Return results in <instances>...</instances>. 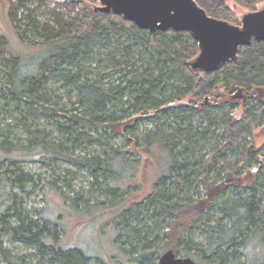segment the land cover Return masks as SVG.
Masks as SVG:
<instances>
[{"label": "trees", "instance_id": "trees-1", "mask_svg": "<svg viewBox=\"0 0 264 264\" xmlns=\"http://www.w3.org/2000/svg\"><path fill=\"white\" fill-rule=\"evenodd\" d=\"M89 20L90 23L73 35H55L49 31L40 33L32 26L22 31L11 19L20 42L18 49L11 52L14 67L8 81V100L16 109L28 105L34 118L38 112L40 116L53 117L58 109L47 105L48 96L43 89L55 78L65 87H71L68 94L76 91L86 115H72L68 117L70 123L59 121L57 125L63 129L66 144L72 143L74 148L79 140L92 135V130L95 132L104 126L103 115H106V128L117 131L120 120L114 116L115 105L126 102V97L128 109H140L138 114H161L156 119L162 121L145 137V150L152 154L153 148L157 149L156 164L164 169L163 175L155 182L149 196L131 208L115 210V213L120 211V215L106 218L110 220L107 224L123 226L122 232L129 234L127 237L133 247L150 249L138 255L133 260L135 264H146L156 256L159 259L169 250L177 255L195 256L201 264H264V176H258L245 186L243 172L259 162L257 150L248 142V137L250 124L264 123V41L242 47L238 60L220 71L195 73L188 63L198 56L199 47L191 33L171 30L150 34L119 15L94 11ZM99 25H104L99 29V36L106 41V63L113 67L108 76H118L115 80L118 84L106 83L109 86L106 89L104 76L97 75L91 80V72L83 65L105 56L101 51L104 46L90 39L88 33L92 26L98 29ZM118 36L120 39L116 40ZM36 40L39 47L33 45ZM24 44L30 47L28 52L21 50ZM145 44L150 45V51ZM27 57L36 61L24 69L23 61ZM188 97V106L162 108L168 102ZM245 101L248 104L240 114H232L233 103ZM221 126L224 128L220 136L222 146L218 145L215 154L207 158L204 151L209 141L219 137L216 133ZM29 133L35 142L30 141L27 147L5 149L0 145V257L5 264H90L89 260L99 258V254L87 253L79 246L68 249L62 246L59 214L44 210L32 216L25 209L20 194L26 193L29 186H36V176L15 167L19 162L44 158L48 160L42 161L46 166L51 161L69 162L90 170L97 178L102 171L110 172V177L105 176L110 185L104 189L99 183L101 190L104 196L107 193L123 204L131 195L127 187L123 188L126 182L116 183V169L135 173L138 162L118 149L106 151L104 157L82 161L68 153L64 145L52 146V141L45 139V131ZM2 136L8 138L5 133ZM7 162L12 169H4ZM55 184L49 182L46 191L54 190ZM201 185L206 190L205 199L195 195ZM72 205L70 209L82 217L91 216L95 209L99 213L105 209L103 204L88 207L85 203L82 209L76 203ZM141 212H150L153 222L165 215L162 224L167 226V231L160 245L155 246L159 237L150 239L152 227L140 228ZM214 213H219L216 223L211 221ZM97 216L98 222L101 217ZM131 218L137 220L136 226ZM202 222L214 236L207 247L196 248L193 255L189 249L197 246L194 230ZM116 227L111 234L115 242L121 236ZM4 236L11 242L34 248L35 253L30 256L33 262L6 249L1 240ZM118 247L120 249L121 245Z\"/></svg>", "mask_w": 264, "mask_h": 264}, {"label": "rangeland", "instance_id": "rangeland-1", "mask_svg": "<svg viewBox=\"0 0 264 264\" xmlns=\"http://www.w3.org/2000/svg\"><path fill=\"white\" fill-rule=\"evenodd\" d=\"M196 2L210 16L226 20L233 25H241L244 14L264 8V0H196ZM100 6L99 0H0V145H4L5 149L8 147H27L30 141L35 140L31 137L29 131L36 134H38V131H45V139L48 138L47 141H52V146L64 145L68 153L82 161L87 158L104 157L106 151L109 152L112 149L128 153L129 158L138 163L135 164V173H132L131 170L116 169L118 176L116 183L123 184L126 182L123 188L127 187L128 193L131 195L123 204L114 197H109L107 193L104 196V190H101L99 183L103 185L104 189L105 187L108 189L107 185L110 184H108L105 176L110 177L112 175L110 172L102 171L97 178L90 170L81 169L69 162L51 161L50 165L46 166L42 161L48 160L44 158L19 162L15 168L31 172L36 176V186H29L26 193L20 194L21 202L30 215L36 216L45 210L46 212L55 211L61 216V221L58 222L60 223L59 231L64 248L79 246L87 253L99 254V258L93 259L92 257L89 260L90 264H135L133 260L150 249L139 248V245L133 247L129 237H127L129 234L122 232L121 228L123 226L121 228L116 227L113 222L109 225L107 223L110 220L107 219L106 221L105 219H111L114 215L119 216L122 209L131 208L134 203L141 202L152 193L155 182L162 177L164 169L156 164L158 160L156 158L157 149L153 148L152 154L145 150L147 145L145 137L147 133L156 129L159 121H162L156 119L161 114L156 112H148V115L138 114V112L141 113L140 109H128V105L125 104L127 102L126 97L124 100L126 102L115 105L117 111L114 116L120 120L117 131L106 128V115H103L101 121H103L104 126L98 128L95 132L92 130V135H86V139L79 140L76 148H74L72 143L66 144L63 129L57 125L59 121L70 123L68 117L72 115H86L85 108L78 102L76 91H73L70 95L68 94V90L72 89L71 87H65L61 80L55 78L43 89V92L48 96L47 101L45 100L47 105L58 109V114L53 117L40 116L38 112L36 118H34L29 113L28 105L23 104L21 110L16 109L13 102H10L7 97L9 94V76L11 69L14 67V54L11 52L18 49V43L20 42L15 34L11 19L22 31H26L28 26H32L40 33L49 31L55 35H73L82 30L83 25L90 23L91 12H96L95 9ZM102 27L104 25H99L98 29H96V26H92L88 33L90 39L104 46L101 51L105 56L96 57L94 60L83 63V65L86 71L91 72L89 75L91 80H94L97 75L104 76L106 89L110 85L112 86V81H115L118 76H112V79L109 77L111 73L108 71L112 72L113 67L106 63V41L99 36V29ZM115 39H120V36L115 37ZM31 40L30 38L29 41L31 42ZM33 45L39 47V42L36 40ZM145 46L147 50L150 48L149 44H145ZM116 47L118 46L116 45ZM21 50L28 52L30 47L24 44ZM95 51L97 50L95 49ZM35 61V59L27 57L23 61L24 69L29 68L28 65ZM137 65L140 66V64ZM106 83L109 86H106ZM115 84L117 85L118 82L115 81ZM204 98L206 99V97ZM189 104L190 97L182 101L168 102L162 108L179 109ZM247 104V101L242 102V104L233 103L232 114L239 115L243 106ZM120 108L126 109L128 112L122 113ZM250 127L251 135L248 137V142L257 150L259 162L243 170L246 180L245 186L253 183L258 176H264V123L257 124V126L250 124ZM223 129V126H221L216 133L219 137L209 141V145L204 151L207 158L215 154V148L218 145L222 146L220 136L223 134ZM2 133L7 134L8 138L5 139ZM75 133L79 134L76 131ZM94 133H96V136L93 135ZM10 165V162H7L4 169L6 167L12 169ZM132 175L133 177L129 179ZM49 182H55L56 184L54 190L47 192L46 187H48ZM195 195L205 199L207 194L203 185L199 187L198 194ZM74 203L77 204L79 209H82L85 203L88 207L103 204L105 209L102 213L95 209L91 216L82 217L79 213L70 209ZM113 203H116V205L113 206ZM115 210L120 211L115 213ZM96 215L101 217L98 222L95 220L98 218ZM150 215V212H141L142 222L139 226L140 228L148 226L149 229L152 227L150 239L153 240L159 237L158 243L155 244L157 246L163 243V235L167 231V226L162 224L165 215L157 222L150 220ZM211 218H213L212 223H216L219 213L212 214ZM130 221L136 226L137 220L131 218ZM203 223L194 230V243L197 246L192 250L189 249L193 255H195L198 248L207 247L214 236L206 228L207 226L202 225ZM114 227L121 235L117 242L113 240L111 235ZM1 240L4 247L11 251L13 255L23 257L29 263L33 262L30 256L35 253L34 248L21 242H11L6 236L2 237ZM119 245H121L120 249ZM177 256L186 257L180 253ZM190 258L196 261L195 256ZM159 259L156 256L146 264H158ZM0 264H5L1 257Z\"/></svg>", "mask_w": 264, "mask_h": 264}, {"label": "water", "instance_id": "water-1", "mask_svg": "<svg viewBox=\"0 0 264 264\" xmlns=\"http://www.w3.org/2000/svg\"><path fill=\"white\" fill-rule=\"evenodd\" d=\"M96 12L119 15L150 34L189 32L199 54L188 63L195 73H213L238 60L242 47L264 41V8L243 15L241 25L210 16L196 0H99ZM158 264H201L165 252Z\"/></svg>", "mask_w": 264, "mask_h": 264}]
</instances>
